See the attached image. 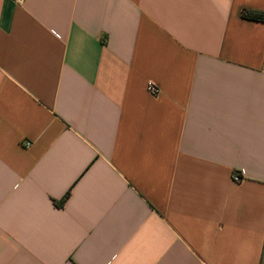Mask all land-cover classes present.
Returning a JSON list of instances; mask_svg holds the SVG:
<instances>
[{
	"label": "crops",
	"instance_id": "1",
	"mask_svg": "<svg viewBox=\"0 0 264 264\" xmlns=\"http://www.w3.org/2000/svg\"><path fill=\"white\" fill-rule=\"evenodd\" d=\"M244 10L264 0H0V264H264Z\"/></svg>",
	"mask_w": 264,
	"mask_h": 264
},
{
	"label": "trees",
	"instance_id": "2",
	"mask_svg": "<svg viewBox=\"0 0 264 264\" xmlns=\"http://www.w3.org/2000/svg\"><path fill=\"white\" fill-rule=\"evenodd\" d=\"M242 18L251 20V21H256V22H264V14L259 13V12H254V11L244 10L242 12ZM69 196H70V193H67L66 196L61 200L59 204L63 205L66 202V200L69 198Z\"/></svg>",
	"mask_w": 264,
	"mask_h": 264
},
{
	"label": "built area",
	"instance_id": "3",
	"mask_svg": "<svg viewBox=\"0 0 264 264\" xmlns=\"http://www.w3.org/2000/svg\"><path fill=\"white\" fill-rule=\"evenodd\" d=\"M13 1L22 4V3H24L25 0H13ZM148 90L151 94H154V95H156L158 93V90L152 85L149 86ZM233 180H234V182H240L242 180V178L235 175V176H233Z\"/></svg>",
	"mask_w": 264,
	"mask_h": 264
}]
</instances>
